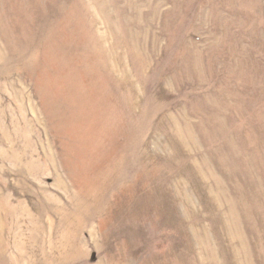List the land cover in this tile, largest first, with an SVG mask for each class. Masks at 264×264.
<instances>
[{"label":"rangeland","instance_id":"rangeland-1","mask_svg":"<svg viewBox=\"0 0 264 264\" xmlns=\"http://www.w3.org/2000/svg\"><path fill=\"white\" fill-rule=\"evenodd\" d=\"M0 264H264V0H0Z\"/></svg>","mask_w":264,"mask_h":264}]
</instances>
